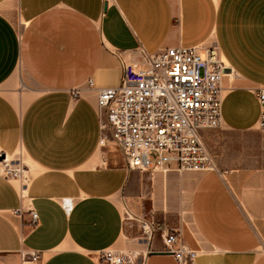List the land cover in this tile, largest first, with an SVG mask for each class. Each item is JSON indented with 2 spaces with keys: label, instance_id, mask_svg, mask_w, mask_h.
Wrapping results in <instances>:
<instances>
[{
  "label": "crops",
  "instance_id": "0c3cea01",
  "mask_svg": "<svg viewBox=\"0 0 264 264\" xmlns=\"http://www.w3.org/2000/svg\"><path fill=\"white\" fill-rule=\"evenodd\" d=\"M210 45L228 66L222 125L201 131L216 169L129 167L99 90L120 84L121 59ZM261 85L264 0H0V154L29 167L26 185L0 173V264H98L107 249L180 264L143 223L180 230L193 264H264Z\"/></svg>",
  "mask_w": 264,
  "mask_h": 264
},
{
  "label": "built area",
  "instance_id": "2783aa9c",
  "mask_svg": "<svg viewBox=\"0 0 264 264\" xmlns=\"http://www.w3.org/2000/svg\"><path fill=\"white\" fill-rule=\"evenodd\" d=\"M122 78L116 87L101 88L98 106L105 110L102 129L110 133L131 168L156 170L176 163L178 170L216 169L202 129L222 125L223 78L228 66L216 45L205 48L169 47L147 54L143 64L121 59ZM88 83L93 85V80ZM255 95L260 104L258 127L264 132V85ZM107 134L100 142L105 144ZM27 164L0 154V173L27 184ZM36 221L37 214L32 211ZM148 237L160 231L164 251L180 264H193L196 250L188 248L180 230L164 223H143ZM36 259L37 255H33ZM98 264H143L131 253L107 249Z\"/></svg>",
  "mask_w": 264,
  "mask_h": 264
},
{
  "label": "rangeland",
  "instance_id": "374dc122",
  "mask_svg": "<svg viewBox=\"0 0 264 264\" xmlns=\"http://www.w3.org/2000/svg\"><path fill=\"white\" fill-rule=\"evenodd\" d=\"M14 159H18L19 161L23 162L24 164L27 163L26 159H22L21 157H18V156L15 157ZM122 209L124 211V215L126 217V221H129L130 219L134 218L133 213L130 211L129 207L124 202H122ZM123 251L131 253L133 256H135V258H138V262H139V258L141 256L140 254H138V253H136L135 251H132V250H123Z\"/></svg>",
  "mask_w": 264,
  "mask_h": 264
},
{
  "label": "water",
  "instance_id": "95a60500",
  "mask_svg": "<svg viewBox=\"0 0 264 264\" xmlns=\"http://www.w3.org/2000/svg\"><path fill=\"white\" fill-rule=\"evenodd\" d=\"M4 156V154H2V157ZM139 262H141V257L139 258Z\"/></svg>",
  "mask_w": 264,
  "mask_h": 264
}]
</instances>
